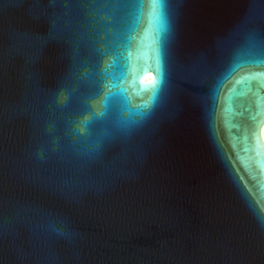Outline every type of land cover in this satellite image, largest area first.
I'll use <instances>...</instances> for the list:
<instances>
[{
    "label": "water",
    "instance_id": "obj_1",
    "mask_svg": "<svg viewBox=\"0 0 264 264\" xmlns=\"http://www.w3.org/2000/svg\"><path fill=\"white\" fill-rule=\"evenodd\" d=\"M150 7L0 0V264H264V0Z\"/></svg>",
    "mask_w": 264,
    "mask_h": 264
},
{
    "label": "snow or ice",
    "instance_id": "obj_2",
    "mask_svg": "<svg viewBox=\"0 0 264 264\" xmlns=\"http://www.w3.org/2000/svg\"><path fill=\"white\" fill-rule=\"evenodd\" d=\"M146 3H150L151 4V7H150L151 19L155 20V21H158L160 16L162 15V13L160 12L159 7H158L159 0H138V10L141 13H143L144 4H146ZM250 42H251V36L246 37V39L244 41L245 45L246 46L249 45ZM97 95H100V92ZM114 99H115V94L113 92H111V91H109L108 93H106L103 96V100L101 101L102 108H103V111L100 113L101 116L105 115L109 111ZM93 115L95 117H97V114L95 112L93 113ZM88 122L89 121H85V125H87Z\"/></svg>",
    "mask_w": 264,
    "mask_h": 264
},
{
    "label": "bare ground",
    "instance_id": "obj_3",
    "mask_svg": "<svg viewBox=\"0 0 264 264\" xmlns=\"http://www.w3.org/2000/svg\"><path fill=\"white\" fill-rule=\"evenodd\" d=\"M151 77H152V74H148L147 76H145L144 79H149V78H151ZM262 137H263V140H264V125H263V127H262Z\"/></svg>",
    "mask_w": 264,
    "mask_h": 264
}]
</instances>
